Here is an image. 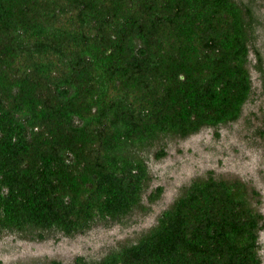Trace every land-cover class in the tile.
I'll return each instance as SVG.
<instances>
[{
    "label": "trees",
    "instance_id": "16d2710c",
    "mask_svg": "<svg viewBox=\"0 0 264 264\" xmlns=\"http://www.w3.org/2000/svg\"><path fill=\"white\" fill-rule=\"evenodd\" d=\"M245 9L0 0V232L41 239L120 220L149 177L138 149L236 120L252 91ZM262 229L242 182L208 177L137 242L90 264H261Z\"/></svg>",
    "mask_w": 264,
    "mask_h": 264
},
{
    "label": "rangeland",
    "instance_id": "374dc122",
    "mask_svg": "<svg viewBox=\"0 0 264 264\" xmlns=\"http://www.w3.org/2000/svg\"><path fill=\"white\" fill-rule=\"evenodd\" d=\"M235 1L251 13L247 67L252 91L240 116L184 137L162 135L138 149L149 177L139 205L120 220H98L73 235L44 231L41 239L0 232V264H76L79 257L88 264L97 262L137 242L192 181L208 177L242 182L250 206L264 215V0ZM157 187L162 192L151 201L149 195ZM258 255L264 264V229L258 233Z\"/></svg>",
    "mask_w": 264,
    "mask_h": 264
}]
</instances>
